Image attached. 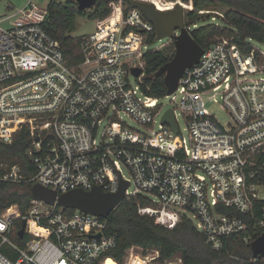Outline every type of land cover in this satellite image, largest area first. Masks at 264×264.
<instances>
[{"label": "built area", "instance_id": "obj_1", "mask_svg": "<svg viewBox=\"0 0 264 264\" xmlns=\"http://www.w3.org/2000/svg\"><path fill=\"white\" fill-rule=\"evenodd\" d=\"M112 8L72 56L45 29L48 7L29 1L0 16V144L11 145L26 131L34 167L29 173L2 160L0 182L59 195L95 187L115 194L127 182L126 199H147L140 214L164 227L187 217L214 251L237 240L251 244L247 219L264 229V77L258 76L264 54L254 44L243 53L232 38H215L168 95L173 108L162 113L159 98L143 91L154 25L123 1ZM216 95L230 116L226 124L206 109ZM169 111L176 132L163 122ZM108 218L36 200L25 214L12 206L0 214V264H119L107 257L118 245ZM124 264L184 261L132 246Z\"/></svg>", "mask_w": 264, "mask_h": 264}, {"label": "trees", "instance_id": "obj_2", "mask_svg": "<svg viewBox=\"0 0 264 264\" xmlns=\"http://www.w3.org/2000/svg\"><path fill=\"white\" fill-rule=\"evenodd\" d=\"M1 1V0H0ZM111 0H97L96 6L87 16L94 20H103L111 14ZM160 10H172L182 1L172 2L163 7L153 1ZM194 11L189 13L190 19H195L199 11L212 14L210 7L225 9L222 25L215 23L206 24L192 29L194 22L185 23L190 29L194 40L203 48L217 37H229L238 45L243 53H250L253 43L264 44V0H193ZM126 7L131 8L125 0ZM181 5V4H180ZM184 8L191 9L186 5ZM49 15L45 24L48 34L54 38L67 56L78 54L81 48V37L74 36L76 21L79 16L86 13L78 11L77 0L60 2L52 0L48 4ZM209 12V13H207ZM225 36V34H227ZM156 38L155 31L151 32L148 42ZM175 54L174 48L167 47L163 50H150L145 53L146 71L143 91L154 98L167 95V86L163 77H156V72L168 63ZM29 135L22 131L11 145L0 144V161L21 163L29 173L34 167L27 155L30 147ZM264 181V169L261 170ZM33 185H11L0 182V214L12 206H18L25 214L33 200ZM264 200L261 201V204ZM149 202L142 196L124 200L109 216V232L117 237V248L107 254L119 264H124V255L132 246L144 250L157 249L164 259L181 255L184 264H264V259L255 260L250 244L240 240L231 242L227 249L214 251L206 244L205 237L195 227L192 220L182 217L178 224L169 229L161 225L154 217L141 215L139 208L148 206ZM260 211H257L256 219ZM253 240L264 233L263 228H258L256 220L248 218ZM27 241L25 237L21 245ZM232 255L237 258H232Z\"/></svg>", "mask_w": 264, "mask_h": 264}, {"label": "water", "instance_id": "obj_3", "mask_svg": "<svg viewBox=\"0 0 264 264\" xmlns=\"http://www.w3.org/2000/svg\"><path fill=\"white\" fill-rule=\"evenodd\" d=\"M133 8H137L154 25L156 39L170 38L175 45L174 57L157 72L156 77H163L167 86V95H171L179 87L181 78L187 69L197 65L204 53L201 47L192 37L190 29L185 25V8L177 4L175 9L161 11L153 3L144 0H127ZM78 11L85 13L96 6L97 0H77ZM140 69H135L134 74L139 76ZM163 122L170 125L176 132L174 114L169 111ZM129 183H122L119 192L113 194L95 187L90 191L76 189L59 195L56 191L44 188L40 185L33 186V200L42 201L48 205L57 203L65 209H79L103 218L110 214L126 199L125 192ZM26 221L23 222L19 232L21 238L25 235ZM254 259H264V233L250 244Z\"/></svg>", "mask_w": 264, "mask_h": 264}, {"label": "rangeland", "instance_id": "obj_4", "mask_svg": "<svg viewBox=\"0 0 264 264\" xmlns=\"http://www.w3.org/2000/svg\"><path fill=\"white\" fill-rule=\"evenodd\" d=\"M28 1H33L35 4L39 5L42 8H46L48 6V4L52 1V0H1L0 1V16L9 14L11 11V8H21L22 6H24ZM60 2H65L66 0H57ZM120 1H123V4L126 8V3L125 0H111L110 2V7L112 8V5H116L118 3H120ZM144 1H148L150 3H153V1H155L158 4H161L163 7H167L169 6L172 2H177V1H182L184 3H180L181 5H186L188 7H192L191 9L185 8V23H190V22H194L195 24L191 25L192 29L197 28L199 26H203L206 24H210V23H215L218 25H222V20L225 16V9L219 8V7H210L207 9H210L212 11L215 12H211L212 14H206L203 13L204 11H208V10H204V11H199L197 13V16L195 17V19H190L189 18V13L191 11H194V2L193 0H144ZM155 5V4H154ZM14 6V7H11ZM11 7V8H10ZM10 8V9H9ZM93 9V8H92ZM92 9L87 10L85 13V15L83 16H79L77 18L76 21V31L74 33V36L76 37H83V36H87L90 35L91 33H94L96 28L97 23L99 22H103L105 20H107V18L110 17V15L103 19V20H97L96 22L92 19H90L87 16V13H90L92 11ZM111 10V11H112ZM209 13V12H207ZM227 34H225V36H227ZM255 47L259 48L262 53L264 54V44L261 43H257L254 42L253 43ZM173 47L174 50L175 49V45L172 39L170 38H165L163 40H157L156 38L149 43V49L154 51V50H163L167 47ZM261 58V64L264 66V56L260 57ZM258 76H263L264 75H258ZM131 83L133 86L137 85V80L134 77H131L130 79ZM221 95H216L215 99H217V102H215V100H212L210 103H208L206 105V109L209 113L215 115L223 124H226L228 122L231 121L229 114L226 112V110L223 107V103L221 100ZM158 105H159V109L162 111V113L166 112L167 110H169L170 108H173V101H172V97L165 95L162 98H159L158 100ZM161 117L158 116L157 120L158 122L160 121ZM125 120L128 122V124L131 127L136 128L137 125L134 124L132 121H130V119L125 118ZM179 128L180 131L182 133V135H184L185 138H188V133H187V126L186 123L184 121V119L182 118V116L179 117ZM105 123H103L101 126L105 125ZM126 172V170H125ZM261 194L264 196V191L261 192ZM177 256H181V255H177ZM107 264H115L112 260H108Z\"/></svg>", "mask_w": 264, "mask_h": 264}, {"label": "crops", "instance_id": "obj_5", "mask_svg": "<svg viewBox=\"0 0 264 264\" xmlns=\"http://www.w3.org/2000/svg\"><path fill=\"white\" fill-rule=\"evenodd\" d=\"M28 2H29V1H28ZM11 7H14V6H11ZM11 7H10V8H11ZM10 8H9V9H10Z\"/></svg>", "mask_w": 264, "mask_h": 264}, {"label": "bare ground", "instance_id": "obj_6", "mask_svg": "<svg viewBox=\"0 0 264 264\" xmlns=\"http://www.w3.org/2000/svg\"><path fill=\"white\" fill-rule=\"evenodd\" d=\"M173 9H175V8H173ZM173 9H172V10H173ZM110 260H111V259H110ZM113 262H114V261H113Z\"/></svg>", "mask_w": 264, "mask_h": 264}, {"label": "clouds", "instance_id": "obj_7", "mask_svg": "<svg viewBox=\"0 0 264 264\" xmlns=\"http://www.w3.org/2000/svg\"><path fill=\"white\" fill-rule=\"evenodd\" d=\"M160 10V9H159Z\"/></svg>", "mask_w": 264, "mask_h": 264}]
</instances>
